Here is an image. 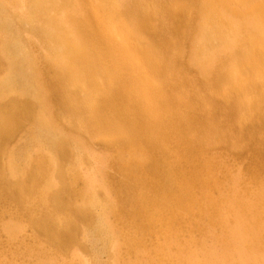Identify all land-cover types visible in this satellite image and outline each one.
<instances>
[{"label":"bare ground","instance_id":"bare-ground-1","mask_svg":"<svg viewBox=\"0 0 264 264\" xmlns=\"http://www.w3.org/2000/svg\"><path fill=\"white\" fill-rule=\"evenodd\" d=\"M104 1L84 8L75 0H29L30 11L18 24L29 25L47 48L49 60L38 71L49 84L36 80L34 64L28 61L13 18L0 1V31L5 33V38L0 36V63L8 65L0 76V159L4 155L1 149H6L24 123L17 120L26 117L34 121L18 146L5 154L8 168L12 165L16 169L13 164L24 163L16 173L13 167L0 171V198H10L19 212L28 215L33 230L48 237L54 253H65L83 230L82 245L92 251L94 264H108L101 262L100 256L110 252L114 255L110 264L188 262L186 258L191 257L182 255L193 247H198L199 252L204 241L199 246L192 240V244L197 243L195 247L188 239L175 235L183 229L202 237L215 231L220 233L219 239L231 237L233 241L232 232L243 226L246 231L251 228L245 233L254 239L251 235L255 226L247 224L249 221L241 225L236 220L239 225L232 224L235 228L229 224L235 216V206L236 213L242 216L252 212L264 216V205H260L264 190L260 193L239 185L234 186L237 190L233 189L235 193L230 198L223 199L221 193L213 197L210 192L219 187L222 190L227 174L220 172L221 180L212 174L217 164L214 157H208L205 146L228 149L237 157L250 156L252 165L247 173L254 179L264 176V0H206L198 28L191 30L197 35L191 36L195 42L190 45L194 59L204 62L198 65L192 59L190 63L195 68L191 70L176 66V58L185 52L180 41L187 37L186 32L177 30L179 40H169L163 19L165 14L182 20L185 6H201V1L124 0L122 8ZM102 8L119 13L112 15L109 11L110 15H104ZM17 9L18 12V5ZM121 11L128 16L125 21ZM154 45L161 50L154 49ZM170 77L172 81H168ZM47 98L51 102H46ZM45 102L58 106L64 119L60 115L54 123L43 112L36 113V106ZM8 107L15 109L16 121L5 114L3 109ZM67 129L93 140L108 134L111 146L120 147L122 154L127 152V158H117L123 170L117 186L120 191L126 190L120 196L130 207L114 206L112 211L137 221L132 222L134 229L129 230L123 223L118 228L111 225L107 206L94 200L96 192L80 190L75 184L78 178L69 174L67 167L76 152L77 159L82 152L80 145L72 146L71 137L64 133ZM170 141L175 144L173 149L168 145ZM40 143L48 144L50 153L44 148L47 151L39 150L37 160L27 158L24 153L28 148ZM252 199L257 204L255 209L248 203ZM243 218L238 219H246ZM114 232L124 238V246L119 243L115 249L112 247V239L117 236H113ZM237 232L233 237L239 236ZM246 234L240 237L248 239ZM252 239L248 242L252 243ZM232 241H228L230 246ZM29 245L21 254L33 264L58 261L50 247H42L43 243L41 246L32 241ZM138 248L146 249L145 254L141 256L143 251ZM245 250L244 255L253 252ZM131 254L139 260L131 261ZM192 254L193 257L195 253ZM250 254L247 256L252 258ZM190 263L201 261L191 258Z\"/></svg>","mask_w":264,"mask_h":264},{"label":"rangeland","instance_id":"rangeland-1","mask_svg":"<svg viewBox=\"0 0 264 264\" xmlns=\"http://www.w3.org/2000/svg\"><path fill=\"white\" fill-rule=\"evenodd\" d=\"M7 1H8V3H7ZM15 1L16 0H12V1H9V0H5L4 1V0H2V2H4L3 4L5 6L6 11H8L7 13L10 14V16L13 18L12 23L15 25L16 33H18V35L20 34L19 37L21 39V45L25 48V51L27 52L26 55H27V58L29 59L28 61L31 62L32 64H34L33 66H34V68L36 70V76H37L36 80L39 83L41 82V84H49L48 82H46L44 80L45 77L43 75H40L42 73L39 74V71H38V69L40 70L41 66L43 67V65L46 64V61L49 60L48 53L46 52L47 48L45 47V45L42 42V40H40V37L34 31H32V29L29 27V25L18 24V20L20 21L22 16L23 17L25 15L27 16V14L30 11V4L28 3L29 0H23V2H21V0H17L16 2ZM75 1L80 6H82V7L84 6V8H86V7L89 8V7H91L92 4H95V3H97L98 5L105 3L104 0H75ZM110 1H111V3L119 5L121 8L123 7L121 4L123 3L124 0H110ZM182 1L184 3H188V0L187 1L186 0H182ZM10 2L12 4L14 2L17 3L18 8H20L19 9L20 12L19 11L17 12V10H18L17 9V5L13 4V5L10 6L9 5ZM18 2L20 4H18ZM199 2L201 3V6L200 5H189V4H187L185 6V8H184V14L185 15H184L182 20H180V19L178 20V19H175L173 16L172 17L168 16V15L166 16L164 14L163 21L165 22V28H167L169 30V35H168V39L169 40H173V39L174 40H179L178 34H176L177 30H181V31L184 30L186 32V35H187L186 38H184V39H182L180 41V43L185 47V52L182 55H179V57L176 58V60H177L176 66L178 68H180V69L191 70V68H195V67L192 66L190 61L193 59L192 61L194 63L197 62V60L194 59L195 56L193 55L194 53L192 52L190 45L191 46L193 45V40H194V38L191 37V36H194L196 38V35H197V34H195L193 32L191 33V30L193 31V30H196L198 28V25H199L198 23L200 21V18L203 15V14H201L199 16V14L202 11V8L205 11V8H204L205 4L204 3H206V0L205 1L199 0ZM180 3H181V0H180ZM22 4H24V5H22ZM9 7L11 9H9ZM22 8H24V10ZM21 10H22V12H21ZM109 11H112V15L115 12L119 13V11H116V10L114 12L113 8H111V9L102 8V12L104 13V15L107 12L110 15ZM98 12H99V14H101L100 10ZM124 13H125L124 11H121L122 20L125 21L128 16L126 14H124ZM134 24L137 25L138 24L137 21H135ZM122 26H124V24ZM176 28H178V29H176ZM0 36L2 38H5V33L0 31ZM36 38H39V40L36 39ZM39 41L41 43H39ZM194 42H195V40H194ZM143 45H144V43H143ZM25 46H27V49H26ZM154 49L161 50L159 45H154ZM200 61H201V63L204 62V61L202 62L201 59L198 62H200ZM198 62L196 64H198ZM188 66H189V68H185V67H188ZM6 67H7V69H6ZM5 70L6 71L8 70L7 63L6 62L0 63V76L2 75L3 72H6ZM38 78H40V79L38 80ZM192 78L196 79V75H193ZM170 80L172 81L171 77L169 78L168 81H170ZM166 87H167V84H166L165 88ZM47 99L48 100H46V102H48V103L51 102L49 100V98H47ZM46 102L44 103V105L43 104L42 105H37L36 108H35V111H36V113H39V112L42 113L43 112L42 114H44V115L46 114V116H45L46 118L50 119L51 121H54V123H55V121L58 118V116H60V115L62 116V113H61L62 111L59 109L58 106H56V105L52 106V105L47 104ZM38 107H39V109H37ZM8 108L9 109H5V108L3 109L5 114L8 115L10 118H14L15 119V114H16L15 113V109L10 108V107H8ZM62 118L64 119V115L62 116ZM15 121H16V119H15ZM17 121H22L24 123L20 127V130L18 132L19 134L17 133L18 135H16L14 138L10 139L8 145H6V147H5L6 149H1L4 152V155H3V159H0V171H3V170L6 171V169L9 167L7 165L8 162L5 161V154L7 152H9V151H10L9 153H11V151L14 150L18 146L19 142L22 141V137L25 136L28 133L29 128H31V126H32V124L34 122V121H28V119H26V117L23 118V119L17 120ZM64 121H67V120H64ZM55 127H56V124H55ZM64 131H65V128H64ZM64 133L65 134L67 133V135L69 134L68 136L71 137L72 146L73 145L76 146V144L81 146L80 153L81 152L82 153H81L80 158L77 159L78 157H77V152H76L73 162L69 163L70 164L69 166L67 165L68 166L67 168L69 170V174H72L73 176L78 178L77 179V183H75V184H77V186H78V188H80V190L82 188L83 190L86 189L87 192H90V190L93 189L92 191L96 192V196L94 197V200H97V201L100 200V204L101 205L107 206V209H108V212H109L108 215H107V220H108V222H110L111 225L114 224L113 226H115V228H118L119 224L123 223L125 225V227L129 228V230L134 229L133 226H134V224L137 221L135 222V220L129 219L127 216L126 217L123 216L122 214H120L116 210L114 212L112 211L114 206H118V207L125 206V208L130 207L129 203L123 202L122 199H121V196L126 193V190L123 189L122 191H120V188L117 186L118 178H119L120 174L123 172L122 169L120 171L118 159H119V157L120 158L121 157L127 158V156H128L127 152L125 154L124 153L122 154L123 150H121L120 147L118 149V148H116V146H111V144L109 143V140H108V138H109L108 134H105V133H103V136L98 138L97 140H93L88 135L83 134V133L78 132V131H75L74 129H72V130L71 129H67V131L64 132ZM70 134H72V135H70ZM39 145L32 144L28 148L27 152L24 153L25 156L27 155L28 157L27 156L26 157L29 158L30 160H37V158H39L38 155L41 152H43V151L45 152V151L48 150V148H47L48 144L44 145L42 143L41 146H39ZM46 145H47V147H46ZM168 145H169V147L171 149H173L174 146H175L174 142H171V141L168 142ZM36 146H38V147H36ZM39 147H41V148H39ZM36 148H38V149H36ZM44 148L47 149V150H44ZM205 151L207 152L208 157H211V158L214 157V160H215V162L217 164V167H216L217 170L214 171V169H213L212 170V174H214V176L217 175L218 178L221 180V178H222L221 173L223 171H225L226 174H227L226 183L230 182V183H227L228 184V187H227V184L225 183V180H224L223 184L221 185V189L222 190H220V187L218 188L220 191L218 189H216L217 191L216 190H212V192H210V193H211V195L213 197H215V198L217 197L218 198V197H220V193H221L222 194L221 196H223V199L230 198V197L234 196L232 194L235 193L234 190L235 189L237 190L239 185L243 186V187H246V189H251L252 191H255L257 189L256 191H259L260 193H261L260 190H264V176L259 177L258 179H254V178L251 177L250 174L247 173L248 169H249V166L252 165L250 156L243 155V156L237 157L230 150L225 149V148H218L217 146L212 145V144L211 145L210 144H206ZM47 153H50V150H48ZM29 155H31V156H29ZM67 161H69V160H67ZM82 161H83V163H82ZM263 161H264V159H263ZM160 162L162 163L163 161H160ZM10 163L12 164V162H10ZM23 163H24V161H22V162L20 161L19 163L13 164L16 167V169L11 165L10 168L13 167L12 169H15V171H13V173L14 172L16 173V171L18 172ZM75 166H76V168H75ZM10 168H8V169H10ZM147 175L152 177V175L150 173H148V172H147ZM224 176H225V174L223 175V177ZM82 177L83 178L85 177L84 178L85 181L89 180L90 182L89 181H88L89 183L85 182L82 179ZM231 179H233V181H234V179H237V180H235L234 181L235 183H234ZM92 181H94V182H92ZM89 184L91 185V187L93 186L95 189L93 187L91 188ZM88 185H89V187H88ZM103 185H104V187H103ZM234 186H236L237 188H235ZM231 187H234V188H231ZM87 188H89V190ZM227 188H228V190H227ZM229 190H230V192H229ZM221 191H223V193ZM262 193H264V191H262ZM199 194L201 195L203 193L200 192ZM216 195H218V196H216ZM261 196L263 197V202H261L260 205L261 204L264 205V194H261ZM106 197H107V199H106ZM246 200L247 199H245V201ZM248 203H249V205H252V204L255 205V206L252 205L253 209H255L257 207V204L254 202V200L252 202H251V200H248ZM17 207L18 206L16 205V203L13 202L12 200H10V198L9 199H5L3 197L0 198V264H33V262L30 260V258L28 256L22 255L23 252L25 251V248L29 247L30 246L29 244L32 241H35L36 243L39 242V244L41 246H42V243L44 245H47V246L43 245L42 247H44V248H46V247H50L51 249L55 248V247H52V246H50L48 244L50 242V240H48V237L44 233H42V232L36 233L35 232L36 230L35 231L33 230L32 224L30 223V221L28 219V215H26L25 213L19 212ZM236 207L237 206L234 207L235 216H233L232 221H231V223L229 225L233 226L232 224H234L236 220H238L239 221L238 223L241 224V225H242V221H244L243 223L249 221V222H247V224L250 223V225H251V223H252V228L255 226L254 227L255 230L253 232L251 231L252 235H251V232H249V235L253 236L254 239H252L250 236H248V234H246V233H248V231L251 230V228H249L247 231H246L245 228H243V226L240 227V228H237V227H239V226H237V225H239L238 223L237 224L235 223L237 227L235 226V224H234V226L236 227V229H239L241 231V233L237 232L239 230L236 231L235 229H233L234 226L231 227V228L229 227L231 230L233 229V230H235V232L239 233V236H237L238 235L237 234L236 236L233 237V234L235 235L236 233L234 231L232 232L230 230L232 232V238L238 240L237 238L240 237V234H242L241 236H243V234L245 236V234H246L248 236L247 237L248 239H252L251 240L252 243H249L248 239H243L244 236L239 238L240 241L242 240L241 242H243V240H244V243H243L244 245H243V244H241V242L239 240L236 241L237 243L235 242L234 239L232 241V239H230L231 237L230 238L224 237L227 240L224 239V238H220L219 239L218 237H220L219 236L220 233L215 232V231H208L209 233L206 232L207 234H205L207 236L204 235L205 237L204 236L202 237V236H196L195 233H189V231L183 229V230H180L181 232L177 231L175 233V235L178 236L181 239H185L184 241H186L188 239V242H190V243L192 242V240H194V242H197L199 244V246H200V242L201 241L202 242L204 241L203 242L204 244H201V246L203 245V247L201 249V246H200L199 252H197L198 251V247L196 246L197 243H195L196 244L195 245V244H192L193 243L192 242L191 244L194 245L195 247H197V249H195L192 246L193 250H191V248L187 249V252H185V254H183L182 256L184 257L186 255L185 258L186 257H191L195 261H198V262L201 261V264L205 260H207V262L205 261L206 262L205 264H211V263L213 264V262H214V264H234V263L235 264H243L246 261H247L246 264H251V262L253 264V262H255V261L257 262L256 264H259L258 262H260V264H261V262H262V264H264V261H262L264 257L259 258V255L260 256H262V255L264 256V248H263V246H264V226L263 225L264 224H263V220H262V219H264V216H260L258 214L256 215L254 212H252V213H249L247 215L244 214L245 215L244 218H246V219H244L243 218L244 215L242 216V214L239 211L238 212H239L240 215L238 213H236L237 212V208H238V207L237 208ZM1 211H2V213H1ZM16 212H18V214ZM238 216H242V217H238ZM237 217L239 219L243 218L244 220H242V219L239 220ZM247 218L249 220H247ZM252 219H253V221H251ZM132 222H135V223L133 224ZM260 223H262V225ZM206 224L207 223H204L205 226H206ZM261 226H263V228H261ZM241 228H243V229H241ZM7 230H8V233H7ZM18 230H20V231H18ZM126 230H128V229H126ZM216 233H218V234H216ZM116 234H117V236L113 237L114 238V239H112L113 241L112 240H111L112 242L110 241L111 243H113L112 247L113 248L117 247L119 243H122V246H124V243H125L124 238L121 239V235L118 234V232H116V233L114 232L113 236H115ZM255 234H257V236ZM260 234H262V235H260ZM175 235H173V236L171 235V238L172 237L174 238ZM258 235H260V236H258ZM83 236L85 237L84 232H83V230H80L79 233H78V237H77L78 239L74 240L72 242V244L70 245V247L67 249V251L65 253L61 254V252L57 253V251H55L56 253H54V249H52V251H53L52 254H55L56 255L55 257H57V259H58V261L57 262L54 261L55 263H53V264H94V261H93L94 260V257H93L94 255L92 254V251L87 246H83L82 245V242H83V239H84ZM190 236L192 237V239H190L191 238ZM201 238H203L204 240L201 239ZM257 238L260 239V242L262 243V246H261L260 242H257V240H258ZM217 239H219V241ZM228 239L232 241L231 242V246H233V247H231L230 243H228V241H229ZM225 240H226V243L229 244L230 248L227 247L228 245L225 243ZM114 242H115V246H114ZM222 242H223V244H221ZM233 242L235 244H239L240 243L239 245H241L240 246L241 248H239V245L238 246L234 245ZM206 243H207V245H206ZM247 244H248V246H249V244L250 245L253 244L252 247H254V248H252L251 246H249L250 248H248ZM254 244H255V246H254ZM242 245H243V247L246 245L245 248H243ZM224 246H225V249L223 248ZM246 248H247V250H245ZM257 248L259 249V251L261 249L260 254H259V251H258ZM226 249H228V251ZM250 249L253 250V252ZM138 250L140 252L143 251L141 256L143 254H145L144 250H146V249H144V250L142 249L141 250L140 248H138ZM189 250H190L191 254L193 253L192 251H195L194 252L195 253V255H194L195 258H194V256L192 257L190 253H188ZM229 250H230L231 254L229 253ZM244 250L252 252V254L247 252V255L250 254L252 258H250V256H247L246 252H245V255H246V257L248 259L244 258V260H243V257L245 256L243 254ZM255 250H256V252H255ZM171 251H173V250H171ZM21 252H22V254H21ZM254 252L256 253V255H258V254L259 255L255 256ZM240 253H242V254H240ZM203 254H205V255H203ZM187 255H189V256H187ZM241 255H242V257H241ZM113 256L114 255H112L111 252L110 253H103L100 256V258H101L100 261L101 262L105 261L106 263L110 264V261H111V263L113 262ZM128 256L129 257L131 256L130 257L131 261L135 260L133 262H136V261L139 260V259H136L137 256L135 254H131V255H128ZM73 257H74V259H72ZM215 257H216V259L218 261H216ZM173 258L176 259L174 256H173ZM191 258L190 259L186 258V260L188 259V262L185 261V262L182 263V262L176 260L175 261L176 263L174 262L173 264H189V261L191 262ZM45 259H46V257H45ZM45 259L43 258L42 261L45 260ZM211 259H213L214 261L211 260ZM249 259H250V261H249ZM252 259H254V260H252ZM259 259H261V261ZM215 261L217 263H215ZM44 262H45L44 264H51L49 261H44ZM236 262H238V263H236ZM143 263L146 264L145 262H142L141 264H143ZM39 264H41V261L39 262ZM190 264H192V263H190Z\"/></svg>","mask_w":264,"mask_h":264}]
</instances>
